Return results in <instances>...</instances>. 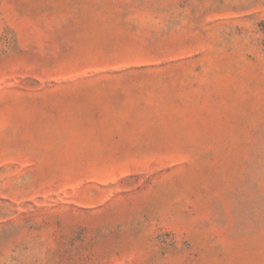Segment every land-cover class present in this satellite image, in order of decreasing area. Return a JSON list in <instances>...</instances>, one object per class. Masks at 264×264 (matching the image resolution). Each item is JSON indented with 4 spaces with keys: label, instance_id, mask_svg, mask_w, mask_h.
<instances>
[{
    "label": "rangeland",
    "instance_id": "374dc122",
    "mask_svg": "<svg viewBox=\"0 0 264 264\" xmlns=\"http://www.w3.org/2000/svg\"><path fill=\"white\" fill-rule=\"evenodd\" d=\"M0 264H264V0H0Z\"/></svg>",
    "mask_w": 264,
    "mask_h": 264
}]
</instances>
